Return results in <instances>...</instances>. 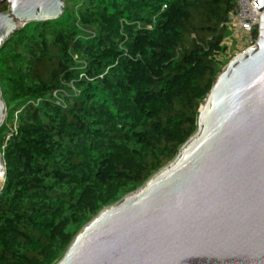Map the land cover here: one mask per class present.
I'll return each mask as SVG.
<instances>
[{"label":"trees","instance_id":"trees-1","mask_svg":"<svg viewBox=\"0 0 264 264\" xmlns=\"http://www.w3.org/2000/svg\"><path fill=\"white\" fill-rule=\"evenodd\" d=\"M235 1L64 0L57 18L9 36L0 264H55L102 208L175 157L228 62Z\"/></svg>","mask_w":264,"mask_h":264},{"label":"water","instance_id":"water-1","mask_svg":"<svg viewBox=\"0 0 264 264\" xmlns=\"http://www.w3.org/2000/svg\"><path fill=\"white\" fill-rule=\"evenodd\" d=\"M4 2L0 47L65 6ZM255 2L256 40L217 74L196 131L169 163L83 225L55 264H264V0ZM4 117L0 91V125Z\"/></svg>","mask_w":264,"mask_h":264},{"label":"built area","instance_id":"built-area-1","mask_svg":"<svg viewBox=\"0 0 264 264\" xmlns=\"http://www.w3.org/2000/svg\"><path fill=\"white\" fill-rule=\"evenodd\" d=\"M259 14L260 12L257 10V4L255 0H236L227 18L223 22V25L229 30L230 33L240 32L242 34H246L249 37V41H250L248 47H251L255 42V40L251 38V33L253 30L257 31ZM228 36H226L225 38V43ZM245 50H243L242 52H244ZM38 101L39 99H37L35 103H38ZM15 133H16V116L14 117L12 123L9 125L8 132L5 135V140L9 139V137ZM0 153L2 154L1 151ZM1 189H2V185H0V192Z\"/></svg>","mask_w":264,"mask_h":264},{"label":"rangeland","instance_id":"rangeland-1","mask_svg":"<svg viewBox=\"0 0 264 264\" xmlns=\"http://www.w3.org/2000/svg\"><path fill=\"white\" fill-rule=\"evenodd\" d=\"M2 4H5V9L3 11L7 12L8 11V5H7V3L4 2ZM25 24H23L22 26H20V28L23 27ZM226 44H227V50H226V53H225V55H224L223 58L224 59H228V61H229L234 56H236L237 54H239L243 50H245L249 46L250 41H249V37L246 34H242L240 32L239 33H233V32H231L229 34L227 40H226ZM0 91H1V88H0ZM4 103H5V101H4ZM5 114H6V104H5ZM7 114L9 116L8 117V121H10L11 120V117H12V112H11V107L10 106L8 108V113ZM4 181H5V178H4V175H3L0 178V185H3Z\"/></svg>","mask_w":264,"mask_h":264}]
</instances>
